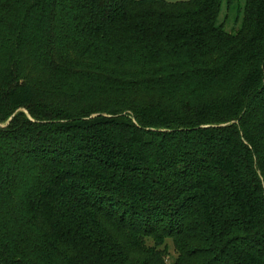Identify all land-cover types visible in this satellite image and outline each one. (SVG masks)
<instances>
[{
  "label": "trees",
  "instance_id": "16d2710c",
  "mask_svg": "<svg viewBox=\"0 0 264 264\" xmlns=\"http://www.w3.org/2000/svg\"><path fill=\"white\" fill-rule=\"evenodd\" d=\"M0 264H264V0H0Z\"/></svg>",
  "mask_w": 264,
  "mask_h": 264
},
{
  "label": "rangeland",
  "instance_id": "374dc122",
  "mask_svg": "<svg viewBox=\"0 0 264 264\" xmlns=\"http://www.w3.org/2000/svg\"><path fill=\"white\" fill-rule=\"evenodd\" d=\"M166 1L176 2V1H188V0H166ZM224 10H225V8L223 7V11ZM223 11H222V14H221L222 16L224 14ZM232 12H234V15L232 14V16H233V18H235L236 10H233ZM228 16H229V20H228V23H227V28H228V30H230V29L232 30L235 25L233 23V18H231L230 15H228ZM167 244H168L167 261L170 263V262H173L174 260H176V258L178 256V253H177V251H176V249L174 247V244H173V242L171 240H168Z\"/></svg>",
  "mask_w": 264,
  "mask_h": 264
}]
</instances>
